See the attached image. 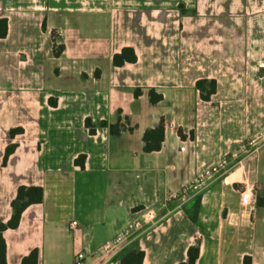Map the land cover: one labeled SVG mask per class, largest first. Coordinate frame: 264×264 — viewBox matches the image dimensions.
<instances>
[{
  "label": "crops",
  "instance_id": "obj_1",
  "mask_svg": "<svg viewBox=\"0 0 264 264\" xmlns=\"http://www.w3.org/2000/svg\"><path fill=\"white\" fill-rule=\"evenodd\" d=\"M0 18V223L19 186L44 191L2 232L6 264L33 250L37 264H73L79 252L83 264H119L132 250L142 264H178L193 245L195 264H264V147L199 193L196 225L187 202L168 200L264 127V0H0ZM124 47L136 61L114 66ZM200 79L216 81L209 101ZM150 89L162 100L152 104ZM86 119L124 129L90 134ZM160 122V150L144 152ZM149 209L160 221L117 258L97 257Z\"/></svg>",
  "mask_w": 264,
  "mask_h": 264
},
{
  "label": "trees",
  "instance_id": "obj_2",
  "mask_svg": "<svg viewBox=\"0 0 264 264\" xmlns=\"http://www.w3.org/2000/svg\"><path fill=\"white\" fill-rule=\"evenodd\" d=\"M182 7V6H181ZM7 34V19L0 18V38H4ZM57 55V54H56ZM136 55L134 50L130 47H124L120 53L113 56V65L121 66L125 62H135ZM196 88L199 91L200 98L203 101H209L210 97L216 92L217 84L216 81L211 79H200L196 82ZM139 90L135 92V95H139ZM150 102L152 104L158 103L162 100V95L157 94L155 90L150 89L149 91ZM50 103L53 104L50 100ZM85 126L89 129L90 134L95 133L96 127H109L110 132L114 135H118L121 130L124 129V125L118 121L116 124L108 125L105 121L93 124L90 119H86ZM22 132L21 128H14L10 130V136ZM180 135L182 134L179 131ZM164 140V124H160L153 128L145 131L143 135L144 141V152L158 151L161 148ZM16 148L15 144L7 145L3 162L5 163L10 154L14 152ZM76 164L82 168L84 166V156L81 155L76 159ZM43 188L41 186H24L21 185L17 188L16 197L11 202L12 214L9 221L6 224L0 223V264H6V244L2 236V232L6 229H15L20 223V218L24 210L32 204L41 203L43 200ZM201 196L195 195L183 206V211L189 220L196 225L198 219V211L200 207ZM199 255L198 245L190 246L187 252L188 259L178 264H195ZM144 252L141 250H132L124 254L119 258V264H142ZM38 252L33 250L28 256L24 257L22 264H37ZM244 264H250L249 258L246 257Z\"/></svg>",
  "mask_w": 264,
  "mask_h": 264
},
{
  "label": "built area",
  "instance_id": "obj_3",
  "mask_svg": "<svg viewBox=\"0 0 264 264\" xmlns=\"http://www.w3.org/2000/svg\"><path fill=\"white\" fill-rule=\"evenodd\" d=\"M264 147V127L254 132L249 138L242 142L238 148L233 149L222 157L217 163L199 172L194 181L184 187L180 193L172 195L168 200L179 198L183 202H188L192 197L201 193L210 183L218 179L224 173L243 162L244 159L253 155ZM183 149V147L181 148ZM241 205L248 208L252 205V193L245 187L240 193ZM160 221L158 214L153 209L142 211L137 218L130 221L116 236L103 243L97 252V257L112 260L128 249L138 237ZM70 229L77 227L76 221H71ZM85 255L76 253L73 264H83Z\"/></svg>",
  "mask_w": 264,
  "mask_h": 264
},
{
  "label": "rangeland",
  "instance_id": "obj_4",
  "mask_svg": "<svg viewBox=\"0 0 264 264\" xmlns=\"http://www.w3.org/2000/svg\"><path fill=\"white\" fill-rule=\"evenodd\" d=\"M180 12H182V13H184V7H180ZM83 17V19H87V17H89V18H92V21L94 22V17L95 16H82ZM241 19L240 18H237V20L236 21H234L235 23H238L239 24V22L241 23L242 22V20L240 21ZM93 25V24H92ZM235 26H237V25H235ZM90 27H95L94 25L93 26H90ZM52 40L53 41H55L53 38H52ZM59 50H60V45H58V44H56V43H53V52H54V54H57L58 52H59ZM260 130V129H259ZM259 130H257V131H259ZM245 142V141H244Z\"/></svg>",
  "mask_w": 264,
  "mask_h": 264
}]
</instances>
